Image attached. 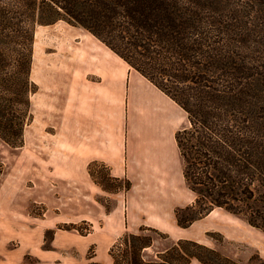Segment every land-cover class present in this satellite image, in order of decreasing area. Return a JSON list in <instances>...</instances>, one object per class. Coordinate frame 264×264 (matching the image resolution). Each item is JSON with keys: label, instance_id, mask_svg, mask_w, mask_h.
Masks as SVG:
<instances>
[{"label": "trees", "instance_id": "1", "mask_svg": "<svg viewBox=\"0 0 264 264\" xmlns=\"http://www.w3.org/2000/svg\"><path fill=\"white\" fill-rule=\"evenodd\" d=\"M58 20L86 29L186 112L176 142L195 199L175 210L177 225L222 208L264 232V117L244 121V67L264 75V63L244 66L243 43L213 0H7L0 5V141L23 145L36 91L34 29ZM4 169L0 159V178ZM123 183L127 191L130 182ZM182 211L194 215L181 219ZM122 241L118 255L110 251L113 264H239L191 239L149 260L142 255L153 244L149 236L124 234ZM248 264L264 259L256 254Z\"/></svg>", "mask_w": 264, "mask_h": 264}, {"label": "rangeland", "instance_id": "2", "mask_svg": "<svg viewBox=\"0 0 264 264\" xmlns=\"http://www.w3.org/2000/svg\"><path fill=\"white\" fill-rule=\"evenodd\" d=\"M6 1L0 0V5ZM213 4L238 33L235 37L243 43L244 66H262L264 0H213ZM84 37L110 50L86 29L64 20L35 26L30 71L36 86L30 96L32 120L25 126L22 146L12 148L0 141L5 168L0 178V264H113L110 251L118 255L124 247L122 236L132 233L116 236L109 229L112 218L107 216L118 209L115 195L126 192L125 179L110 176L102 163L90 164L88 178L68 170L65 164L64 94L71 77L59 79L57 75L64 68L60 47L66 44L71 58ZM260 117H264V75L244 67V121ZM186 190L191 199L186 206H190L195 195L187 185ZM192 215L182 211L179 217ZM210 217L217 230L207 232L219 235L211 238L205 233L203 244L239 264H248L256 254L264 259L262 230L222 208H214ZM159 232L139 229L132 233L152 239V246L142 251L145 260L157 259V252L177 241ZM191 264L199 263L193 260Z\"/></svg>", "mask_w": 264, "mask_h": 264}, {"label": "crops", "instance_id": "3", "mask_svg": "<svg viewBox=\"0 0 264 264\" xmlns=\"http://www.w3.org/2000/svg\"><path fill=\"white\" fill-rule=\"evenodd\" d=\"M79 43L71 58L66 44L60 47L64 68L57 70L59 79L71 77L64 94L67 169L88 178V165L98 162L130 182L107 215L116 236L147 227L204 243L205 233L217 230L213 210L186 228L175 217L191 201L176 142L186 112L114 52L89 37Z\"/></svg>", "mask_w": 264, "mask_h": 264}, {"label": "bare ground", "instance_id": "4", "mask_svg": "<svg viewBox=\"0 0 264 264\" xmlns=\"http://www.w3.org/2000/svg\"><path fill=\"white\" fill-rule=\"evenodd\" d=\"M60 40H61V39H60ZM60 40H59V41H60ZM61 53H62V52H61ZM63 55H64V54H63Z\"/></svg>", "mask_w": 264, "mask_h": 264}]
</instances>
